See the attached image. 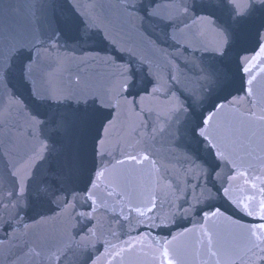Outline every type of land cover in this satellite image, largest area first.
Segmentation results:
<instances>
[{
    "label": "water",
    "instance_id": "95a60500",
    "mask_svg": "<svg viewBox=\"0 0 264 264\" xmlns=\"http://www.w3.org/2000/svg\"><path fill=\"white\" fill-rule=\"evenodd\" d=\"M0 264H264V0H0Z\"/></svg>",
    "mask_w": 264,
    "mask_h": 264
}]
</instances>
